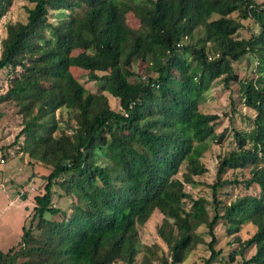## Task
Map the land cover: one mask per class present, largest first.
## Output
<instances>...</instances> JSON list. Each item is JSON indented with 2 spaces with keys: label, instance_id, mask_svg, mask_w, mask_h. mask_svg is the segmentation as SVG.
Returning a JSON list of instances; mask_svg holds the SVG:
<instances>
[{
  "label": "trees",
  "instance_id": "trees-1",
  "mask_svg": "<svg viewBox=\"0 0 264 264\" xmlns=\"http://www.w3.org/2000/svg\"><path fill=\"white\" fill-rule=\"evenodd\" d=\"M30 1L26 20L7 22L0 39V69L8 68L0 105L18 107L22 125L14 143L30 158L33 174L36 165L49 172L35 188L29 225L23 224L16 244L0 249V264H182L202 243L210 264L221 253L214 248L218 221L237 245L230 259L252 248L242 264H264L263 4ZM11 3L0 0V19ZM246 19L258 31L238 38ZM254 52L259 57L246 66L248 73L235 74L233 64L250 61ZM136 64H145L143 77ZM74 69L103 82L101 91L87 90ZM217 79L223 87L236 81L243 105L254 114L249 129L233 130L236 146L219 157L207 200L193 198L185 186L208 171L201 157L209 142L223 139L216 133L220 116L199 110ZM104 91L118 99L119 110ZM0 149L9 155L7 147ZM245 167L247 178L221 177ZM225 185L244 193L223 203L217 197ZM54 187L66 207L53 204ZM20 190L24 199L28 191ZM154 212L161 215L156 233L166 250L139 236L138 225ZM244 224L254 232L242 239ZM202 225L208 242L198 231Z\"/></svg>",
  "mask_w": 264,
  "mask_h": 264
},
{
  "label": "rangeland",
  "instance_id": "rangeland-1",
  "mask_svg": "<svg viewBox=\"0 0 264 264\" xmlns=\"http://www.w3.org/2000/svg\"><path fill=\"white\" fill-rule=\"evenodd\" d=\"M255 1L258 4L262 3L264 6V0ZM31 5H33V3L30 0H12L5 15L0 19V39L6 35L7 22L26 20V7ZM241 23L242 27H240L239 32L236 35L238 38H249L252 34L258 31V27L253 23L252 19L241 20ZM257 56L258 54L254 52L252 55L249 54L248 56L250 61L249 59L243 58L240 61L235 62L233 64L235 74L240 76L244 73L247 74V67L251 68V66H253V63L258 59ZM145 68V64L135 65V71L140 74L141 77L146 74L144 72ZM73 72L87 90L91 92L101 91L103 82L89 80L87 77V70L74 69ZM7 73L8 68L0 69V93L5 92L8 87ZM104 93L108 97L110 107L119 110L120 106L118 99L112 97L106 91H104ZM231 101H233L234 105H231ZM17 110L18 107L12 104L4 103L0 105V111L2 112L0 118V146H4V148L7 147V152L9 153V155L6 156L0 149V158L6 156L4 162H0V223L5 222L7 228V232H3L4 236L1 237L3 241L1 246L5 250L19 241L23 224L29 225L30 216L33 212L34 196L38 193L35 188L42 186L43 184V178L41 175L49 172L48 168L36 165L34 170L36 171V174H33L31 164L29 163L30 158L26 153L19 149L20 143H14V137L19 132L22 125V119ZM199 110L202 112L217 113L220 116L219 122L216 126V133H222L223 139L221 142L215 140L209 142L210 145L201 157V160L205 166H207L208 171L203 175L194 177L196 184H186L185 190L189 192L193 198L204 197L207 200H211L210 185L216 180V164L219 157H222L230 149H233L236 146L233 130H247L250 128L251 121L249 120V116H252L254 111L243 105L237 91L236 81L230 82L228 87H223V83L220 79H217L213 83L211 89L202 95V98L199 101ZM57 114H61V110H58ZM249 169L250 167H245L241 170L228 169L221 177L222 179H232L234 177L239 179L247 178L249 176ZM184 171L185 166L182 165L176 176L182 179V173ZM26 181H29V183L26 184ZM24 185L27 187L32 186L34 190L28 191L24 199H20L14 204L6 206L8 211L4 212L6 209L3 207L8 200L15 198L18 194V190L20 188H25ZM54 189L56 191L53 193V204H57V206L61 208L66 207L67 204L62 198H59L57 194L61 190L58 187H54ZM240 193H244L243 189L234 185H225L219 188L217 198L222 200L223 203H226L233 200L237 194ZM19 203H22L21 207H18ZM19 211H22L24 216H19ZM8 212L14 214L13 226H10L8 223ZM15 212L18 213V216ZM55 218H59V215L55 216ZM23 220H25L24 223ZM160 222L161 215L154 212L144 225H138L139 236L142 243L151 244L156 242L166 250V246L156 233V227ZM198 231L201 232L206 242L210 240V237L205 233V226H200ZM214 231L217 237V243L214 248L215 250H221V253L210 264H242L243 260L249 258L253 253L254 250L249 248L244 251V255L233 254L232 259H230L229 255L233 252V248L237 246L236 243L232 242L233 235H229L226 232L222 221H218ZM253 232L254 228L250 224H244L239 234L242 239H245L251 236ZM209 256L210 251L208 250L207 244L202 243L188 254L186 260L182 264H206L205 260L208 259ZM154 264H158V262Z\"/></svg>",
  "mask_w": 264,
  "mask_h": 264
},
{
  "label": "crops",
  "instance_id": "crops-1",
  "mask_svg": "<svg viewBox=\"0 0 264 264\" xmlns=\"http://www.w3.org/2000/svg\"><path fill=\"white\" fill-rule=\"evenodd\" d=\"M24 186H26V185H24ZM20 199H22V198L19 197L18 195L15 198L9 199L8 202L6 203V205L3 208L6 209V206H9L11 204H14L16 201H19ZM21 205H22V203H19L18 204V207H21ZM7 211L8 210L6 209V211H4V212H7ZM15 213L18 216V213L17 212H15ZM0 214H1V206H0ZM8 214H9V215H7L8 223H9L10 226H13V223H14V220H13L14 214L13 213H10V212H8ZM19 216H24V214H22V211H19ZM24 219H25V217H24ZM23 223H24V220H23ZM5 224H6L5 222L4 223H0V249H2V250H5L1 246V244L3 242L2 239H1V237L4 236L3 232H5V233L7 232V228H6V225Z\"/></svg>",
  "mask_w": 264,
  "mask_h": 264
},
{
  "label": "built area",
  "instance_id": "built-area-1",
  "mask_svg": "<svg viewBox=\"0 0 264 264\" xmlns=\"http://www.w3.org/2000/svg\"><path fill=\"white\" fill-rule=\"evenodd\" d=\"M0 162L3 163L4 160L0 158ZM33 190H34V188L32 186H28V187L25 186V188H21L19 194L21 195V194L25 193L26 191H33Z\"/></svg>",
  "mask_w": 264,
  "mask_h": 264
}]
</instances>
